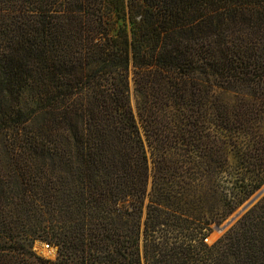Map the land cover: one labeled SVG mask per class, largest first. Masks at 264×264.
Instances as JSON below:
<instances>
[{"label":"trees","instance_id":"obj_1","mask_svg":"<svg viewBox=\"0 0 264 264\" xmlns=\"http://www.w3.org/2000/svg\"><path fill=\"white\" fill-rule=\"evenodd\" d=\"M263 182L264 0H0V264H264Z\"/></svg>","mask_w":264,"mask_h":264},{"label":"water","instance_id":"obj_2","mask_svg":"<svg viewBox=\"0 0 264 264\" xmlns=\"http://www.w3.org/2000/svg\"><path fill=\"white\" fill-rule=\"evenodd\" d=\"M264 195V182L256 189L241 205H239L226 219L219 224H213L209 231V242L215 241L228 228H230L251 206H253ZM35 248L41 251V248H47L48 244L42 240L34 241ZM42 252V251H41Z\"/></svg>","mask_w":264,"mask_h":264},{"label":"rangeland","instance_id":"obj_3","mask_svg":"<svg viewBox=\"0 0 264 264\" xmlns=\"http://www.w3.org/2000/svg\"><path fill=\"white\" fill-rule=\"evenodd\" d=\"M129 98H130V103H131V105H132V107L134 108V95H133V85H132V81H131V79H129ZM209 233L207 234V236H206V242L207 243H211V242H209ZM48 246H50L51 248H53L54 249V252H53V254L52 255H50V256H48V255H45L44 254V252H41L40 250H37L36 248H35V243H33V245H32V249L34 250V252L36 253V254H38V255H41V256H43V257H46V258H50V259H53L55 256H56V246H54V245H48Z\"/></svg>","mask_w":264,"mask_h":264},{"label":"bare ground","instance_id":"obj_4","mask_svg":"<svg viewBox=\"0 0 264 264\" xmlns=\"http://www.w3.org/2000/svg\"><path fill=\"white\" fill-rule=\"evenodd\" d=\"M41 251L44 252L45 255H52L54 252V249L48 246L47 248H41Z\"/></svg>","mask_w":264,"mask_h":264}]
</instances>
